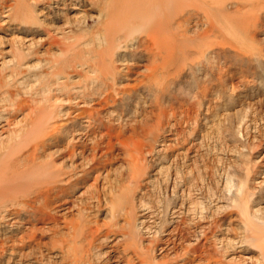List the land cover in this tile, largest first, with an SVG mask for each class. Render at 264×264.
Listing matches in <instances>:
<instances>
[{
    "label": "rangeland",
    "instance_id": "obj_1",
    "mask_svg": "<svg viewBox=\"0 0 264 264\" xmlns=\"http://www.w3.org/2000/svg\"><path fill=\"white\" fill-rule=\"evenodd\" d=\"M149 2L0 0L3 190L57 181L47 210L0 206V264H71L75 232L94 260L136 232L156 264H264V0Z\"/></svg>",
    "mask_w": 264,
    "mask_h": 264
},
{
    "label": "bare ground",
    "instance_id": "obj_2",
    "mask_svg": "<svg viewBox=\"0 0 264 264\" xmlns=\"http://www.w3.org/2000/svg\"><path fill=\"white\" fill-rule=\"evenodd\" d=\"M153 3L155 5H157L158 7L159 6H162V8H159L161 13L162 12H164V13H166V12H172V11H175L176 9H178L177 8L178 7L177 0H150V2H149L148 5L151 6V5H153ZM169 3H171V5ZM147 8H150V7H147ZM101 12L102 13H105V15L108 16V17L109 16L110 17H113L112 15H113V12L114 11H112L111 9H107V10L103 9ZM123 22L126 23L128 21L123 20ZM107 27H105V28H107ZM109 27H111V25ZM113 29H114V27L112 28V32L113 33L119 30V29H116L115 31H113ZM119 31H121V30H119ZM112 34L111 35L105 34V35H107L109 41L110 40H113ZM159 45H160L159 41L157 43H155V47L160 48ZM71 48L72 47H70L67 51H70ZM103 55H104V53H101L100 52L99 55H98L99 58L96 60V62L94 61L95 63H92V64L89 63L90 65H88V64L87 65H88V68L90 69V71L93 70L94 73H95V71L97 72L98 77H100V81H102L103 86L106 87L108 85V81L106 79H108L109 76L106 75V74H104L105 73L104 69H101L102 68L101 66L103 65V58H104ZM106 71H107V74L111 73V70H109L108 68L106 69ZM114 76H115V74H114ZM114 79H116V76L114 77ZM88 117L90 119H93L94 120V114H89ZM90 119H88V122H89ZM35 149H36V147L33 150H35ZM52 177H53V175L51 174V178ZM51 178H48L47 177V181L45 183H38L39 186L36 187L34 189V191H31V192L30 191L23 190L24 189L23 187L20 188V190H16V191L12 190L10 192H7V190L10 187V186L8 187V184L10 183L11 180H8L7 183L4 182V180H0V186L2 187V188H0V206H4V207H7V206L10 207L11 206L10 210H8L9 212H11V209L16 210L20 206H24V205H27L30 208H32L33 207V206H31L32 202L35 203V202H37V200H39L38 203H43L44 204V208L43 209L47 210L48 208H51L52 206H50V204L48 202V199L51 197L52 192H54L53 189L56 187L54 185V183L57 182V181L55 182L54 179H51ZM53 178H56V177H53ZM21 179H26V176H23V177L21 176V178L20 177H16L13 180H18L20 182ZM3 189H7V190H3ZM19 197H21V198L22 197H27V199H30L29 201H31V202L30 203L29 202H24L23 200L22 201H18L17 198H19ZM4 203H9L10 205H6ZM184 205L185 204L182 203L179 206L178 209H176V208L172 209L173 210V214H175V218H177L178 220L177 221H174V222L172 221L171 224H174V223L175 224H177V223L179 224L180 222H182V217L183 216H186V213L184 212L186 209H188V212L189 213L192 212V211L194 212V210L191 209L192 207L191 208L190 207H186V209H185V206ZM153 208H154V206H152L150 203L142 205L143 211H147V213L144 214V215H142V216L145 217V220L143 218L142 220H144V221H141L140 224H141V228L149 236H150V234H154V233H156L158 235V230L156 229L157 228V223H155V221H154L155 216H154ZM130 210H132V208H130ZM166 210L169 212L168 209H165V211ZM130 212H132V211H130ZM11 214H13V215L14 214H17V212L16 211L15 212L13 211L12 213H10V215ZM198 214H200V213H198ZM7 218L9 219V221H11L12 219H14L15 222H17L16 217H13V216L12 217H9L7 215V216H5L2 219H7ZM203 221L206 222L205 220H203ZM178 224H177V226L174 227V230L172 232H169V233H166L165 234V235H170V238L168 240H166L168 246L170 244H173V245L176 244V239L174 237H175V234L179 231ZM154 229H156V230H154ZM134 235H136V236H134ZM137 236H138V233H136V232L125 233L123 235L124 239H120L115 244L116 246H112L111 251H109L107 253H104V254H101V255H103L102 257H100L97 260H94L93 259V257H94L93 256V252H94L93 251V247H94L93 245H94L95 239H94V241L92 239L88 240L87 247L86 248L83 247V248H80L79 249V247H77L76 243L74 242V241H77V238L79 237V235H77L76 232H75L74 233V236L71 237V243H74V244L71 245L70 248H69L68 258L70 259V261H71L70 263L71 264H122V263H125V264H135L132 261L131 257H128L127 256L128 253H129V251L133 250L132 252L134 253V256H135V258L137 259V262H138L136 264H139V263L140 264H156L154 261L148 260V259H146V258H144L142 256L141 250L139 248H137L136 245H135V241L137 240ZM131 238H132V240H133L134 243L133 242L132 243H126L122 250H119L118 249L119 248V246H118L119 244H122L124 242L129 241ZM205 238H207V235L205 236ZM87 239L88 238H86V240ZM68 242H70V241L67 240L66 243H68ZM222 244H223V242H222ZM174 248H175L174 246L171 247V249H174ZM70 249L73 250V252H70ZM153 249L154 248H152V251H153Z\"/></svg>",
    "mask_w": 264,
    "mask_h": 264
}]
</instances>
